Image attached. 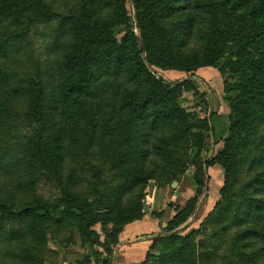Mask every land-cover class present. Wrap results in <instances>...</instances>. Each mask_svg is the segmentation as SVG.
<instances>
[{"label":"trees","instance_id":"1","mask_svg":"<svg viewBox=\"0 0 264 264\" xmlns=\"http://www.w3.org/2000/svg\"><path fill=\"white\" fill-rule=\"evenodd\" d=\"M130 1L138 34L117 42L103 14L127 26L124 0H70L59 9L0 0L1 263L42 264L48 237L64 249L73 230L109 254L92 227L104 218L120 235L143 219L148 183L173 180L192 163L202 188L206 168L223 170L219 200L181 235L198 199L190 200L141 264H264V0ZM32 33L44 55L26 53ZM202 68L228 71L240 91L223 150L206 161L188 156L210 131L179 105L188 82L155 72ZM95 149L111 182L92 165Z\"/></svg>","mask_w":264,"mask_h":264},{"label":"rangeland","instance_id":"2","mask_svg":"<svg viewBox=\"0 0 264 264\" xmlns=\"http://www.w3.org/2000/svg\"><path fill=\"white\" fill-rule=\"evenodd\" d=\"M45 1L52 3L57 9L70 2V0ZM124 9L127 26L117 22L109 12L103 14V17L111 24L112 32L117 42H120L128 31H132L135 35L138 34L134 18L135 13L130 0H124ZM41 41L40 38H34L32 33L27 38L28 45L26 53L33 52L32 55L35 54L36 56L44 55L45 52L44 48H42L43 44ZM155 72L164 81L174 82L186 80L188 82L179 96V105L187 112L194 114L199 120H205L211 131L207 133L200 150L188 151L189 159H194L198 153L202 161L214 159L223 150L225 140L229 136L230 132L228 128L230 126V117L232 120H235V116L229 108V103L240 96L239 90L232 89V83L235 80L229 78L228 71L220 73L219 68H202L193 74L175 71L164 72L160 69H155ZM199 72L202 73L198 76ZM225 83L231 87L227 95H224ZM24 127V123L20 125V128L25 129ZM91 133L88 132V135L91 136ZM96 153H98V149L91 152L93 154L91 159H94L92 165H96L97 168L101 167L105 170L99 174L102 181L111 182V173L105 164V160L102 161L98 158ZM84 161L86 160L82 159L79 162V177L82 180H84L85 174L81 172L82 168L80 166L84 165ZM213 167L206 168L208 179L204 182V188L199 186L198 180L195 178L196 168L192 163H189L182 171V174L173 180L154 178L147 185L143 219L129 225H123V232L118 236H113L115 230L114 225L106 219L101 218L100 222L92 227V230L98 238L99 243H108L111 249L109 254H105V250L98 245L91 247L88 242L81 240L78 231L73 230V239L69 240L71 241L70 243H65L67 248L64 249L51 237H48L44 249L45 252L41 257V263L77 264L78 262H82L84 257H90L91 262L89 264H103V262H108V264L143 263L151 245V240L155 236L170 235V233L166 232L167 225L174 220L190 200L194 198L198 199L194 211L179 227V233L181 235H190L206 219L211 209L219 200V190L223 183V170L218 166ZM42 188L43 186H40L41 195L45 198L51 197V193L49 194L50 190L48 188ZM54 215L58 217L60 212ZM135 223L138 226L132 229L133 232L126 230ZM123 233L127 236L121 238ZM121 240L123 241L121 242ZM159 251H154V253L157 254ZM96 253L100 255L96 257L94 255ZM1 257L2 254L0 253V264H2Z\"/></svg>","mask_w":264,"mask_h":264},{"label":"crops","instance_id":"3","mask_svg":"<svg viewBox=\"0 0 264 264\" xmlns=\"http://www.w3.org/2000/svg\"><path fill=\"white\" fill-rule=\"evenodd\" d=\"M200 73H202V72H199L198 73V76H199V74ZM184 78V77H183ZM133 226V227H132ZM136 226H138V224L137 223H135V224H133V225H131L130 227H128L126 230H131L132 231V229L133 228H135ZM133 232V231H132ZM125 236H127L125 233H123V235H122V237L121 238H124ZM124 240V239H123ZM123 240H121V242L123 241ZM127 240V239H126ZM127 242V241H126ZM126 248V247H125Z\"/></svg>","mask_w":264,"mask_h":264}]
</instances>
